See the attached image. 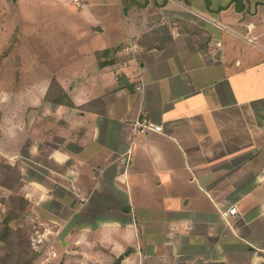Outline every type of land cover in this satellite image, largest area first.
I'll return each mask as SVG.
<instances>
[{
  "label": "crops",
  "instance_id": "obj_1",
  "mask_svg": "<svg viewBox=\"0 0 264 264\" xmlns=\"http://www.w3.org/2000/svg\"><path fill=\"white\" fill-rule=\"evenodd\" d=\"M137 1L126 9L118 0L127 33L113 52L101 47L74 74H49L32 119L4 137L16 152L1 154L22 161L32 217L63 223L74 252L115 244L110 233L137 245L146 231L161 239H148L141 255L163 244L182 263L264 264V0H144L140 12ZM161 24L163 42H148ZM130 40L139 45L144 95L112 63ZM52 73L72 105L45 100ZM142 113L163 130L134 132ZM192 190L203 198L193 200ZM192 200L193 209L178 208ZM158 204L171 209L149 218ZM233 206L239 215L225 218ZM107 213L120 218L97 221Z\"/></svg>",
  "mask_w": 264,
  "mask_h": 264
},
{
  "label": "rangeland",
  "instance_id": "obj_2",
  "mask_svg": "<svg viewBox=\"0 0 264 264\" xmlns=\"http://www.w3.org/2000/svg\"><path fill=\"white\" fill-rule=\"evenodd\" d=\"M79 1L80 5H75L71 0H0V163L3 162L12 166L11 170L0 167V223L8 213L18 211L14 206L12 196L28 198L22 161L17 160V158L9 159L1 154L10 155L17 150L16 143L8 144L7 142L12 141L13 138L7 137L6 141L4 137L6 135L15 137L17 122L24 118L26 120L32 119L34 112L32 104L39 103L40 88L46 85L51 72L55 73L67 67L66 69L74 74L81 65L88 63L93 50H100L101 47L106 46L109 48L107 52H113L114 42L125 37L127 33V15L123 13L118 0ZM137 2V12L143 11L144 0ZM146 33H150L151 39L148 42L152 40V44L154 42L162 43L161 37H166L169 30L161 24ZM129 42L125 41L121 45L119 53L112 63L118 72H129L131 79L134 80V66H124L123 63L124 59L129 58V56L122 51V47ZM102 56L105 59L102 51L97 53V60L100 61ZM40 75L41 77H39ZM52 77L54 80L52 79L50 87L51 93L45 96L46 101H50L48 100L50 98L59 97L57 94L59 84L55 79L57 77L54 74L51 75ZM18 172L22 173L23 180L21 178L20 180L16 179L19 175ZM30 172L29 174L32 173ZM29 178L31 177L29 176ZM4 181L5 185L1 184ZM188 194L193 200L196 196L201 197L194 190ZM193 200L188 208L183 206L178 208L181 210L193 209ZM184 202L185 200L182 203ZM16 206L19 207V202ZM170 209L171 207L158 204L150 207L147 215L153 219L163 218ZM24 214V216L11 221L14 230L18 228L24 230V245L17 247L10 242L0 243V264H13L17 258L23 256L31 258L35 255L36 259L33 264H190L178 261L174 255H168L167 253L171 249H167L163 244L158 246L156 254L145 256L142 252L141 255L139 248L141 245H145L144 243L148 239L153 237L161 239L157 233L154 235L152 232L146 231L141 235V240L140 238L137 240V245L136 241L128 244L130 240H135L133 238L128 240L123 235L118 239L110 233V240L114 241L115 244L103 246L94 242L85 254H80L74 252L75 245L67 247L63 244L66 234L63 223L48 220L41 222L34 219L30 200L26 205ZM175 216L177 215L175 214ZM102 218L114 220L120 218V215L107 213L101 218L98 217L97 221ZM139 225H141L140 220H138ZM72 227H76V225L72 224ZM45 228L50 229L52 231L51 236L56 238L54 250L58 254L54 258L40 254L32 245L33 234L36 231H43ZM109 228L110 226L105 229ZM121 229L124 230V228ZM14 233L16 234V232ZM14 233L10 241L16 238ZM181 237L186 239L183 235ZM188 241L191 243L189 239ZM140 242L142 243L139 246ZM119 243L121 245L126 244L127 250L132 247L127 255L124 253L127 250L119 255L114 254L113 250L115 247L117 250ZM161 253L167 255L162 257ZM193 257L194 253L191 252L185 256V259L188 261Z\"/></svg>",
  "mask_w": 264,
  "mask_h": 264
},
{
  "label": "built area",
  "instance_id": "obj_3",
  "mask_svg": "<svg viewBox=\"0 0 264 264\" xmlns=\"http://www.w3.org/2000/svg\"><path fill=\"white\" fill-rule=\"evenodd\" d=\"M122 51L129 56L123 63L124 66L133 65L134 68V88L137 92L144 95L146 82L144 72L140 66V61L138 59L139 45L138 43L130 40V42L122 47ZM142 112V111H141ZM134 132L136 133H146L149 131L161 132L163 126L160 124L154 123L150 120L144 113L140 114L136 120L132 123ZM224 217L232 216L237 217L239 215L238 208L233 206L227 208L223 211ZM52 231L50 229H43V231H36L31 240L33 248L40 252V254L48 255L47 257H56L57 252L54 250L56 238L51 236Z\"/></svg>",
  "mask_w": 264,
  "mask_h": 264
},
{
  "label": "trees",
  "instance_id": "obj_4",
  "mask_svg": "<svg viewBox=\"0 0 264 264\" xmlns=\"http://www.w3.org/2000/svg\"><path fill=\"white\" fill-rule=\"evenodd\" d=\"M122 1L124 4V7L126 9H128V7L131 5V3L134 2V0H122ZM58 88L59 89H58L57 94L59 95V97L50 98L48 100H50L51 102L56 103V104L72 105V101H71L68 93L60 85ZM58 95H55V96H58ZM0 167H5L8 170H11V168H12L11 165H8V164L3 163V162L0 163ZM18 174L19 175L16 179L20 180V178H21V180H23L22 179V173L18 172ZM1 184L5 185V181L2 182ZM12 198L14 200L13 201L14 206L16 209H18V211H15L13 213H8V215H6V217H5V219L0 223V243H9L10 242V244L13 243L17 247H22V245H24V241H23L24 240V230L22 228H18L17 230H14L15 228H13L11 226V221L14 219H18L19 217L25 215L24 212L26 209V205L29 203V200H28V198H25V196H20V197L12 196ZM17 202H19L18 208L16 206ZM14 232H16V234ZM13 233L16 236V238H14L13 241L12 240L10 241V238H11ZM35 259H36V255L34 257H31V258H25L23 256V257H20V258H17L16 260H14L13 264H33Z\"/></svg>",
  "mask_w": 264,
  "mask_h": 264
},
{
  "label": "water",
  "instance_id": "obj_5",
  "mask_svg": "<svg viewBox=\"0 0 264 264\" xmlns=\"http://www.w3.org/2000/svg\"><path fill=\"white\" fill-rule=\"evenodd\" d=\"M120 81L124 84H130L129 80H128V77L126 74H123L121 77H120Z\"/></svg>",
  "mask_w": 264,
  "mask_h": 264
}]
</instances>
